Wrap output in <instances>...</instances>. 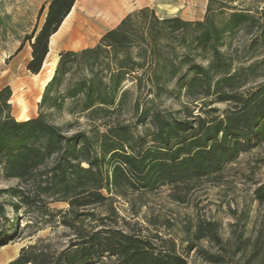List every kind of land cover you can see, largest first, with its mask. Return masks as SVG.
I'll use <instances>...</instances> for the list:
<instances>
[{
  "label": "trees",
  "instance_id": "16d2710c",
  "mask_svg": "<svg viewBox=\"0 0 264 264\" xmlns=\"http://www.w3.org/2000/svg\"><path fill=\"white\" fill-rule=\"evenodd\" d=\"M74 3L47 1L42 24L24 37L31 74L40 71L49 38ZM263 55L264 5L207 0L194 20L160 17L142 6L94 45L59 51L36 116L17 120L11 88L1 87L0 177L16 183L0 187V244L17 223L1 228L9 223L7 205L14 218H30L19 234L56 225L70 233L60 248L40 238L24 245L6 264H192L186 258L192 249L211 264H264V213L253 235L233 230L232 240L221 238L214 220L188 224L183 254L173 238L123 227L113 204L114 197L162 186L183 202L198 182L219 183L227 164L262 142ZM166 98L180 107L161 108ZM253 198L264 205V181ZM53 202L67 206L52 209ZM200 240L220 251L197 247Z\"/></svg>",
  "mask_w": 264,
  "mask_h": 264
},
{
  "label": "rangeland",
  "instance_id": "374dc122",
  "mask_svg": "<svg viewBox=\"0 0 264 264\" xmlns=\"http://www.w3.org/2000/svg\"><path fill=\"white\" fill-rule=\"evenodd\" d=\"M242 1L244 5L258 9L264 5L261 0ZM45 2L42 4L46 6ZM128 2L130 8L124 15L142 6H150L160 17L179 16L189 20L201 19L207 4V0H127V4ZM45 12L46 8L39 14V0H0V75L2 79L7 77V81L14 90L12 115L16 117L29 114L31 104L34 103L42 90L41 85L49 73V66L47 65L48 68L44 66L39 75V81H37L38 78L31 77L26 70L24 52L12 61L11 57L16 53L18 47H28L29 42H23V39L33 29L40 27ZM83 26H86L87 29L85 23ZM107 26L109 24L97 30L93 29L94 31L86 30L91 33L86 35L81 44L71 45L64 40L59 41L55 45L56 49L61 51L62 48L73 49L94 45L102 32L107 30ZM242 38L243 36L239 34L233 39V44H238ZM22 78H27L26 81L31 79L32 82L28 83V86L23 82L14 83V80L21 81ZM180 105V102L171 98H166L160 103L161 108L172 111L178 109ZM226 105L225 103H214L212 106L223 109ZM194 113H197V109L194 110ZM136 129L141 131L142 127L138 126ZM263 181L264 140L240 153L234 162L227 164L223 169L222 180L219 183L205 180L198 182L183 195V202L173 199L172 188L162 186L153 192L142 195L130 194L125 199L114 197L113 204L119 223L123 227H128L144 235L158 233L163 238H173L177 250L184 254V247L188 243L187 239L191 237L186 226L192 225L198 219L216 221L223 240H232L235 236L233 230H243L246 234L253 235L261 225L264 213V205H259L253 198V189ZM15 183L14 179L3 180L0 177V187H8ZM66 206L67 204L62 202L49 204L52 209L66 208ZM6 207L9 223L1 228L9 229V224L14 219L17 220V223L13 226L14 234L0 244V264H6L18 254L22 246L31 244L39 238L52 243L57 248L66 245L70 233L60 225L47 226L37 231H34V227L26 228L22 234H19L18 229L30 221V218L21 213L14 218L11 207L9 205ZM96 209L99 212L103 211L101 207ZM124 222L128 224H124ZM197 247H204L212 252L220 251L207 240L197 242ZM186 258L192 264H211L203 260L196 249L189 251ZM229 263L240 264L238 261H229Z\"/></svg>",
  "mask_w": 264,
  "mask_h": 264
},
{
  "label": "crops",
  "instance_id": "0c3cea01",
  "mask_svg": "<svg viewBox=\"0 0 264 264\" xmlns=\"http://www.w3.org/2000/svg\"><path fill=\"white\" fill-rule=\"evenodd\" d=\"M45 1L46 0H39V11L43 5L45 6V4H42ZM47 1H49V0H47ZM76 1L77 0H75L74 5L72 6L71 10L66 15V17L63 19V21H62L61 25L59 26V28L57 29V31L50 36L49 43H48V52L45 56L43 64L48 60L47 55L49 54V52H51L53 55L58 57V53H59L60 49L57 50L55 45L59 41L64 40L67 44H71V45L81 44L85 40L86 35L91 33V32H86V30L92 31L93 29L97 30V29L103 28L102 26H104V25L101 26V24L99 22H96L94 19H92L91 17L86 15L85 12L81 11L78 7H76ZM45 8H46V6H45ZM45 8L43 9V11L45 10ZM128 8H130L129 2L127 4V7L125 8L124 13L126 12V10ZM124 13L116 21H114V23L109 24V26L106 27L107 30L112 28L114 25H116L118 23V21L121 19V17L124 15ZM83 23H85L87 25V29H86V26H83ZM105 31H103L102 34ZM84 47H86V46H84ZM80 48H83V47L73 48V50L80 49ZM64 49H71V48H62L61 50H64ZM22 52H24V55L26 56V61H25V64H26L30 58V53H31L30 45H28V47L24 46V47L20 48L19 50H17L16 53L11 57V61L16 59L18 57V55H20V53H22ZM5 56H7V55H5ZM43 64H42L40 71L37 74H31L28 71V73L31 75V77L38 78L37 81H39V75L44 68ZM6 78L7 77L5 76V78L2 79L1 75H0V88L5 86V85H8L11 88L10 103H11V113L13 114L12 111L14 109V105L12 103V97H14V90L10 86V83L7 81ZM26 79L22 78L21 81L14 80V83L19 84L20 82H23V83H26L28 86V83L32 82V80L30 79L29 81H26ZM42 90H41L40 94L37 96V99L34 101V103L31 104V107L28 111L29 116L27 115V117H22V116L16 117L13 115L17 120H23V119L25 120V119L36 116V114H37V103L40 99Z\"/></svg>",
  "mask_w": 264,
  "mask_h": 264
},
{
  "label": "bare ground",
  "instance_id": "6f19581e",
  "mask_svg": "<svg viewBox=\"0 0 264 264\" xmlns=\"http://www.w3.org/2000/svg\"><path fill=\"white\" fill-rule=\"evenodd\" d=\"M76 7L85 12L86 15L94 19L96 22H99L101 25L105 26L106 24L116 21L124 13L125 8L127 7V0H77ZM47 57L49 60L46 61L43 66H49V73L45 77L43 83L41 82L42 89L44 88V85L47 83V81L52 78L51 76H53L52 74L55 69L57 59L59 58L53 55L51 52H49ZM21 116L27 117V114H23Z\"/></svg>",
  "mask_w": 264,
  "mask_h": 264
}]
</instances>
